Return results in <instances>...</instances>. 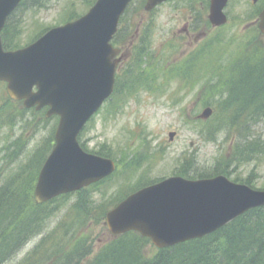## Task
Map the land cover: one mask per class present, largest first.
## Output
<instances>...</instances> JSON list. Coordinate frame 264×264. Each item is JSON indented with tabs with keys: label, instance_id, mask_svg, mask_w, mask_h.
Wrapping results in <instances>:
<instances>
[{
	"label": "rangeland",
	"instance_id": "rangeland-1",
	"mask_svg": "<svg viewBox=\"0 0 264 264\" xmlns=\"http://www.w3.org/2000/svg\"><path fill=\"white\" fill-rule=\"evenodd\" d=\"M91 1L30 0L14 19H19V44L28 43L43 28L61 25L71 17L86 13ZM41 2H46L45 7L41 6ZM263 3L264 0H231L226 8L229 22L220 28L211 25L205 28L203 21L209 0H171L151 13L145 10V0L136 1L133 6L136 13L132 18H135L133 24L137 29L127 38L123 51L126 58L122 65L127 66V75L133 71L135 76L134 69L139 66L144 76L154 74L157 78L154 82L146 81L143 85L146 90H142L138 98L123 99L121 113L116 114L113 106H104L83 133L88 149L104 151L117 163L115 176L96 190L90 202L100 204L105 199L112 202L138 183L180 172L183 158L189 155L194 156L195 168L202 171L214 169L217 160L221 161L220 166L229 165L233 155L232 145L228 146L230 140L224 143V135L217 142L206 141L200 132L206 120L196 121L197 115L202 113L206 98L231 83L237 71V66L231 64L236 58H241L242 53L248 54L249 60L263 57L264 35L258 27L259 9ZM192 13L201 15V20L190 21ZM143 19L146 23L153 20L154 27L146 23L141 25L139 22ZM188 33H191L190 36ZM214 42L217 48L211 60L207 58L200 68L205 69L204 76L201 79H180L178 73L189 69L184 64L191 58L188 55L201 57ZM172 43H176L175 46ZM236 43L237 50L228 54L227 50L232 53ZM168 46L174 47L171 54ZM143 47L149 53L148 58L142 56ZM237 78L243 79L241 74ZM226 96L227 91L222 98ZM56 124L57 119L47 117L45 110L27 109L22 102L10 98L5 83H0V189L12 181L16 173L20 175L22 169L41 168L36 159L44 152L45 158L50 152ZM171 131L176 132L173 140L169 137ZM226 148L225 156L223 150ZM259 154L260 159L241 165L236 170L233 168L231 176L239 180L251 177L252 182H249L253 186L264 189V150H260ZM36 176L37 172L28 182L27 195L31 201ZM16 181H13V186ZM84 195L85 192L81 191L72 199L81 201ZM72 203H60L58 208L47 205L45 209H50L49 216L41 224L44 233H32L28 242L3 264H19L58 224L62 225V233L53 241L48 239L49 243L42 247L43 251L38 256L44 251L50 252V255L40 256L36 260L39 264L64 261L83 264L116 238L106 225L105 215L101 217L99 208L92 213L80 204L78 209L73 208L70 212ZM104 205L108 204L105 202ZM80 212L83 218L78 220ZM66 219L70 222L76 219L74 229L69 230L71 225ZM47 236L43 241H47ZM152 245L149 248L156 251Z\"/></svg>",
	"mask_w": 264,
	"mask_h": 264
},
{
	"label": "water",
	"instance_id": "water-1",
	"mask_svg": "<svg viewBox=\"0 0 264 264\" xmlns=\"http://www.w3.org/2000/svg\"><path fill=\"white\" fill-rule=\"evenodd\" d=\"M21 0H0V32ZM165 0H148L151 9ZM228 0H212V20L226 21ZM131 0H98L74 22L50 30L36 43L17 51H4L0 37V80L26 106L49 104V114L62 116L57 145L49 157L37 188V200L78 189L111 174L109 159L86 153L77 134L113 90L118 53L110 40ZM264 29V11L262 12ZM34 85L39 87L33 92ZM208 109L203 116L211 114ZM264 205V191L231 183L224 177L188 181L173 177L146 187L107 214L112 233L131 229L167 246L205 235L251 207Z\"/></svg>",
	"mask_w": 264,
	"mask_h": 264
},
{
	"label": "trees",
	"instance_id": "trees-1",
	"mask_svg": "<svg viewBox=\"0 0 264 264\" xmlns=\"http://www.w3.org/2000/svg\"><path fill=\"white\" fill-rule=\"evenodd\" d=\"M45 3L41 2V6H45ZM93 3L94 0L90 2L91 5ZM10 27L13 30L12 35H8L7 31L4 35V44L9 49L19 45L13 38L14 33L18 35V20L16 23H9L8 28ZM116 42L119 41L116 39ZM141 53L145 56L143 52ZM233 65L237 66V71L234 72L231 83L226 84L223 90L204 100V105L214 108V114L204 124L201 133L205 135L206 139L215 140L220 131H226L232 138L235 137L233 151L242 154V158L248 160L253 156L251 152L258 153L261 150L259 143H264V55L263 57H256L253 62H236ZM239 74L242 75L243 79L237 78ZM124 75L127 74L124 73ZM191 75L192 73H185L184 77L189 79ZM143 76L139 67L136 69L135 77L131 75V80ZM147 78V80L154 82L157 77L154 74H149ZM239 87L242 89L237 90ZM226 91L227 96L223 99V93ZM132 95H135L132 88L126 92L125 89H119L118 84L115 92L117 98ZM116 102L117 99L115 98L114 104ZM255 102H258L257 105H254ZM116 105L118 108L121 106L119 103ZM249 121L251 124L257 125L262 123V131H255V127H252ZM246 148H250V154L244 151ZM98 153L105 155L100 151ZM193 166V160L186 158L182 165L183 171L181 170L182 172L179 174L185 176L199 175L193 173V169H195ZM107 180L98 184L103 185ZM12 184L13 181L6 183L0 189V264L11 258L21 248L24 240L29 236V227L32 225L33 217L34 220L40 219L42 221L43 219V217H36L39 206L33 205L27 199L23 200L19 196V183L16 186ZM248 184L250 183L248 182ZM84 192L85 195L81 201H77L78 203L70 196H62L61 203L73 202L70 212L73 211V208L78 209L80 204H83V207L92 213L99 208L103 218L106 210L118 200L115 199L111 202L105 199L102 203L97 204L95 201L90 202L92 196L90 190H84ZM105 202L110 205H104ZM79 215L80 217L76 219L81 220L83 214L80 212ZM75 220L70 222L66 219L71 225L69 230L75 228ZM23 223L27 225L24 230L21 226ZM40 225L41 222L38 223L37 230L40 229ZM148 244L147 238L137 232H129L106 243L99 253L90 260L88 258L83 264H264V207L251 210L207 237L162 249L154 254H150L151 252L147 249ZM44 246V244H40L33 249L32 253L19 264H39L36 260L40 256L44 258L46 255H50V252L44 251L42 255L38 256L43 251L42 247ZM69 262H55L54 264H81V262Z\"/></svg>",
	"mask_w": 264,
	"mask_h": 264
},
{
	"label": "flooded vegetation",
	"instance_id": "flooded-vegetation-1",
	"mask_svg": "<svg viewBox=\"0 0 264 264\" xmlns=\"http://www.w3.org/2000/svg\"><path fill=\"white\" fill-rule=\"evenodd\" d=\"M255 1H257V0H255ZM209 5H210V3L208 4V7H207V9L206 10H208L209 11ZM193 9H195V8H193ZM208 11L205 13L206 15H205V17H204V23H208L209 22V17H208ZM192 12H194V11H192ZM201 18H202V16L201 15H197V14H194V13H192V15H191V17H190V19L191 20H201ZM208 19V20H207ZM187 28V27H186ZM189 34H191V33H188V35Z\"/></svg>",
	"mask_w": 264,
	"mask_h": 264
}]
</instances>
